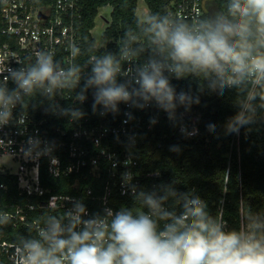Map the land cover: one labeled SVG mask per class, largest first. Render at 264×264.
Instances as JSON below:
<instances>
[{
  "label": "clouds",
  "instance_id": "9594fccd",
  "mask_svg": "<svg viewBox=\"0 0 264 264\" xmlns=\"http://www.w3.org/2000/svg\"><path fill=\"white\" fill-rule=\"evenodd\" d=\"M134 25L125 27L117 52L95 54L94 43L86 49L72 44L71 63L39 50L26 65H10L0 83V127L13 121L17 106L27 108L36 97L43 99L32 104L33 109L47 101L45 113L78 122L87 113L74 105L83 104L90 90L93 114H118L122 103L140 110L154 105L185 138L198 129L189 130L184 114L200 104L205 92L236 93L235 114L222 126L225 136L239 135L242 128L264 120V0H226L220 11L194 22L147 11ZM85 51L89 56L82 64L78 58ZM125 63L130 66L125 68ZM188 77L198 82L195 92L191 87L177 91L171 83L172 78ZM9 81L14 87H8ZM73 92L72 105L56 99ZM125 116L134 118L131 112ZM16 119L21 123L23 113ZM157 122L156 117L149 120L150 125ZM206 129L219 135L213 122ZM136 142L135 134L127 137L130 157ZM56 147L55 141L37 133L20 151L25 159L47 156L53 163ZM169 151L179 154L181 148L171 145ZM121 180L136 207L114 211L105 206L102 214H89L82 200L70 198V208L38 219L28 225L27 236L17 238L15 264H264V211H253L242 200L240 226L228 229L223 219L209 213L206 201L194 192L177 191L174 182L145 190L132 182L131 171L121 173ZM169 200L180 205L179 214L166 206ZM11 221V215L0 210V227Z\"/></svg>",
  "mask_w": 264,
  "mask_h": 264
},
{
  "label": "built area",
  "instance_id": "2783aa9c",
  "mask_svg": "<svg viewBox=\"0 0 264 264\" xmlns=\"http://www.w3.org/2000/svg\"><path fill=\"white\" fill-rule=\"evenodd\" d=\"M207 1L171 0L168 12L194 22L204 15ZM83 15L80 0H0L2 32L7 36L5 40L0 41V83L4 82V75L10 65L13 67L26 65L34 59L35 53L39 50L52 51L56 59L71 63L73 58L70 45L76 44L86 49L85 37L80 28ZM106 20L103 42H97L93 34L94 27L90 28V37L94 39L95 46L103 48V51H95V54L118 51L116 47L111 50L110 42L119 39L107 37L104 33L111 19ZM141 42L145 43L142 40ZM88 56L89 53L85 51L78 58V62L83 64ZM146 57L147 55L143 54L140 61L142 62ZM124 66L127 68L130 65L125 63ZM8 87H14L11 81L8 82ZM180 90L182 89H177V91ZM187 90L184 89V91ZM74 95L73 92L69 96H58L56 99L61 105L68 106L73 104ZM40 102L41 99L36 97L27 108L17 106L13 112V121L0 127V178H2L0 180V210L8 212L12 219L26 220L29 217V211L33 209H39L41 213L43 208H58L66 211L71 207L70 198L82 200L85 204L84 196L93 194L92 187L83 186L81 191L74 194L54 191L44 185L43 171H46L49 176L56 177L75 175L71 184L79 188L82 185L81 175L84 178L99 177L105 167H108L110 176L100 196L102 206L103 208L110 207L114 211L119 210L110 203L115 192L121 195L130 194V192L125 193L121 187V173L131 171L132 182L136 185H139L141 177L145 174L139 168L138 159L134 155L129 156L122 140L135 134L138 142L142 138L145 127L153 126L149 123L151 117H156L158 122H170L167 115L154 105L140 110L129 108L123 103L119 105L118 114L109 113L105 116L93 114L91 90L88 93V99L83 104L77 102L74 105L87 113L78 122L45 113L43 108L47 101L33 109L32 104H40ZM179 111L184 110L181 108ZM127 112H131L134 118L127 119L125 116ZM21 113L24 115V120L19 123L16 117ZM146 115L149 116V120H146ZM200 122L201 111L199 109L192 108L190 112L184 114V123L189 130L195 127L199 132ZM175 128L181 134L179 128ZM37 133L41 139L56 142L57 147L53 155L57 162L52 163L47 156L38 160L23 157L21 147L29 136ZM114 163H116L115 168ZM15 186L18 194L26 196V202L21 203L17 201V198L15 200L13 197L10 198V195L8 196L11 187ZM85 206L89 214H92L93 210L86 204ZM37 220L38 218H35L33 223ZM2 244L7 246V250L10 246L15 247L13 242L3 241ZM11 255L15 258V249L10 253Z\"/></svg>",
  "mask_w": 264,
  "mask_h": 264
},
{
  "label": "trees",
  "instance_id": "16d2710c",
  "mask_svg": "<svg viewBox=\"0 0 264 264\" xmlns=\"http://www.w3.org/2000/svg\"><path fill=\"white\" fill-rule=\"evenodd\" d=\"M139 0H80L83 8V18L80 28L85 37V48L89 42L94 43L90 36V28L95 25V18L99 8L111 5V21L105 29V35L119 39L127 25H134ZM148 11L168 14L171 0H145ZM203 16L220 11L226 1L209 0ZM2 32L0 18V41L6 39ZM144 41L143 37L141 38ZM146 44V42H145ZM111 50L118 49V41L110 42ZM103 51V48H95ZM145 55L148 52L145 51ZM171 83L176 89H191L196 91L198 82L188 77L185 79H172ZM236 93L226 91L223 96L205 92L200 97V104L192 108L201 111L199 132L194 137L185 138L176 131L171 122H157L152 127H145L142 138L132 150L139 161V168L145 172L140 179L139 187L150 190L154 185L169 184L174 182V187L179 192H194L207 202L211 215L222 218L228 229H238L240 226V204L247 202L253 211H264V120L249 129H241L240 134L223 135L222 126L228 117L235 114L234 105ZM39 99H43L38 97ZM120 108V107H119ZM264 117V113L260 114ZM149 120V116H145ZM213 122L217 125L219 135L209 133L206 125ZM127 139L122 143L126 144ZM171 145H179V154L169 151ZM151 172V173H148ZM229 175L226 176L225 173ZM148 173V174H147ZM158 173V175H155ZM43 183L54 191L77 193L83 186L92 187L93 194L84 196V201L93 213L102 214L103 206L100 199L104 192L106 180L110 176L108 167H105L99 177H80L81 186L74 187L71 183L75 175L56 177L47 175L43 171ZM2 180V178H0ZM84 187V189L86 188ZM10 195V196H9ZM11 198L24 203L25 195L18 194V189L11 187L8 193ZM116 209L121 206L136 207L130 194L121 195L115 192L110 202ZM169 209H174L178 214L182 211L180 205L169 200ZM27 209V207H25ZM146 211V209H145ZM62 209H39L29 211L26 220L12 219L7 226L0 227V264H15L10 258V253L15 249L2 244L3 241L15 243L20 235L27 236V227L33 224L34 219L42 221L49 214L62 213ZM163 223H161V228ZM35 234V233H33ZM9 248V247H8Z\"/></svg>",
  "mask_w": 264,
  "mask_h": 264
},
{
  "label": "rangeland",
  "instance_id": "374dc122",
  "mask_svg": "<svg viewBox=\"0 0 264 264\" xmlns=\"http://www.w3.org/2000/svg\"><path fill=\"white\" fill-rule=\"evenodd\" d=\"M111 10H112L111 5H104V6H101L99 9V13L95 19L96 24L93 28V34L97 38V42H103L104 41L103 30L107 24L106 19L109 20L112 17V11ZM148 10L149 9H148V5H147L146 1L145 0H139L137 13L141 14L143 12H147ZM10 257L15 262L14 256L11 255Z\"/></svg>",
  "mask_w": 264,
  "mask_h": 264
},
{
  "label": "crops",
  "instance_id": "0c3cea01",
  "mask_svg": "<svg viewBox=\"0 0 264 264\" xmlns=\"http://www.w3.org/2000/svg\"><path fill=\"white\" fill-rule=\"evenodd\" d=\"M208 1H209V0H208ZM208 1H207V2H208ZM207 4H208V3H207ZM206 7H207V5H206Z\"/></svg>",
  "mask_w": 264,
  "mask_h": 264
}]
</instances>
